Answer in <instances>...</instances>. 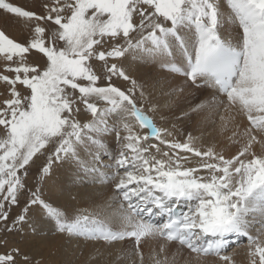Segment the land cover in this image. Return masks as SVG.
Segmentation results:
<instances>
[{
    "label": "snow or ice",
    "instance_id": "obj_1",
    "mask_svg": "<svg viewBox=\"0 0 264 264\" xmlns=\"http://www.w3.org/2000/svg\"><path fill=\"white\" fill-rule=\"evenodd\" d=\"M41 7L37 13L0 0V9L34 24L25 43L0 30L5 62L0 72L5 86L0 92L5 96L0 100V232H22L31 207L37 206L69 238L109 246L133 240L137 260L132 264H144L140 246L146 239L163 241L153 250L151 264H176L167 255L171 244L186 247L197 259L214 255L234 264L225 252L230 236L247 238L249 264H264V231L249 233L257 216L264 224V153L255 151L256 145L264 146V0H41ZM233 25L240 29L237 36L227 32ZM33 50L41 59H29ZM128 54L158 61L184 78L169 97L183 96L189 87L208 93L209 99L190 105L184 116L214 111L221 133L231 131L228 140L243 138L237 154L201 150L190 134L184 141L167 139L173 132L157 127L138 106L146 99L145 86L114 62ZM95 61L103 62L102 70ZM113 77L130 81L131 88L122 90ZM85 112L91 119L82 123ZM109 114L120 118L118 128L109 127ZM241 116L248 122L243 133L237 122ZM109 132L121 147L107 166L112 171L101 172L82 153L98 159ZM181 153L199 162L188 166L189 157ZM38 154H47L38 183L58 162L99 173L101 183L115 181L122 199L111 215L120 227L102 212L67 216L42 198L39 187L30 189L27 177ZM26 192L29 199L9 223L10 209ZM181 201L187 211L177 210ZM0 247L8 248L0 253V264H38L19 247H9L7 238L0 239Z\"/></svg>",
    "mask_w": 264,
    "mask_h": 264
},
{
    "label": "bare ground",
    "instance_id": "obj_2",
    "mask_svg": "<svg viewBox=\"0 0 264 264\" xmlns=\"http://www.w3.org/2000/svg\"><path fill=\"white\" fill-rule=\"evenodd\" d=\"M4 27L7 30V35L15 31V34L19 33L18 28L12 30L8 23H5ZM227 32L237 36L240 29L238 26L233 25L227 27ZM2 61L0 59V62ZM114 62L122 66L126 73L132 79H135L138 84L145 86L146 99L138 100V106L142 107L145 114L154 120L157 127L166 128L173 132V135L167 137V139L184 141L190 134L196 138V145L201 150L213 147L217 152H223L226 157L236 155L238 148L242 147V137H238L240 143H233L227 139L231 135V131L221 133L219 116L215 115L214 111L205 112L198 116L193 115L190 119L184 116V113L189 112L190 105L209 99L208 93H201L195 88L189 87L183 96L169 97L168 93L172 88L183 85L184 78L182 76L169 73L158 61L134 58L131 54H128L126 59L120 58V60ZM102 64L103 62L101 66ZM3 71L4 66H0V72ZM6 74L13 75L11 73ZM115 85L125 91L131 88L130 81L121 78L115 80ZM4 89L5 86L1 82L0 92ZM3 97L5 98V96H0V99H3ZM154 105L158 106L155 111L152 110ZM99 106L101 108L106 107L103 102ZM81 110L84 111L82 106ZM220 111L223 113V109ZM80 119L82 123H86L91 119V114L85 112ZM237 122L239 123V132L243 133L248 125L246 118L237 117ZM108 123L110 128L113 126L118 128L120 118L115 114H109ZM138 130L142 134L147 132L146 129ZM102 140L104 148L96 153L98 159L93 161L92 156H86L83 153L82 156L90 166L96 167L99 171L111 172L112 169L107 166L114 163L113 157L118 154L121 145L117 142L114 132L105 134ZM150 142L159 143L155 140ZM161 148L162 150H168L163 145H161ZM255 151L258 154L264 153V146L256 145ZM180 155L189 157L191 164L188 166H195L199 162V158L193 157L190 153H181ZM199 175H206V173L201 172ZM43 186L42 198L46 202H50L53 207L65 212L67 216L72 217L85 210L87 212H102L108 216L114 228L118 229L120 227L118 217L111 215L114 210L119 209L122 199L115 189V181L101 183L99 173L89 174L79 169L74 163L58 162L53 166L52 173L44 181ZM187 208V202L181 201L177 210L187 211ZM45 214L42 209L38 210L37 206L31 207L28 213L29 220L26 224L27 230H24L22 243L19 245L21 251L30 255L34 261H38V264H131L136 259L133 251L136 246L131 239L109 246L102 241L89 242L82 238H69L67 234L58 232L55 220L47 215L45 216ZM153 219L156 222H163L165 218L153 217ZM249 219L252 218L249 217ZM262 231H264V224L261 223V218L257 216L249 229V233L257 236ZM228 239L230 243L225 252L232 257L234 264H249V242L247 238L230 236ZM159 243H163V241L152 239L142 241L140 247L141 251L144 252V264H151V254L153 250H158ZM176 247H179V245L171 244L168 249L172 250ZM185 249L188 252L190 251L186 247ZM127 255H131V257L129 256V258ZM118 258L121 262L116 260ZM216 258L219 259L214 255H209L197 259L196 254L191 253L190 260L187 258V260L177 264H193L195 261L201 264L200 262H204V260L215 264Z\"/></svg>",
    "mask_w": 264,
    "mask_h": 264
},
{
    "label": "rangeland",
    "instance_id": "obj_3",
    "mask_svg": "<svg viewBox=\"0 0 264 264\" xmlns=\"http://www.w3.org/2000/svg\"><path fill=\"white\" fill-rule=\"evenodd\" d=\"M7 2H11L15 5H18L24 9H26V10L35 11L37 13H40L43 11V9L41 7V0H7ZM7 19H9V20H7ZM10 20L13 22L11 23ZM5 23H8L10 28H12V30H17V28L19 29L18 34H15L16 31L11 32V34L9 33L8 36L10 38L16 40L17 42H21V43H25L29 40L31 32H32V28L34 27V24H26V22L22 18L16 17L13 14H9L6 11L0 9V30L4 31L5 34L7 35L8 34L6 32L7 30L4 27ZM16 25H18V26H16ZM29 59H31V60L41 59V54H37L35 52V50H33L29 54ZM4 63H5L4 61L0 62V66L1 67L4 66ZM94 63H95L96 69L98 71L102 70V66H101L102 62L95 61ZM117 78H119V77H113L112 83L115 84V80ZM98 83L102 84L104 82H98ZM0 84H1V82H0ZM3 99H4V97H3ZM3 99H0V100H3ZM97 103H98V106L101 105V102H97ZM0 127H2V126H0ZM33 159L35 160V163L32 164L30 167L29 176L27 177V184H28V187L30 189H32L33 191H35L36 188L39 187L41 192H43L44 191V186H43L44 182L38 183V175H39L40 167L42 165H44V163L47 160V154H45V155H39L38 154V156L34 157ZM29 195L30 194L26 192L25 195L23 197H21V199H20V205L19 206H13L10 209L9 223H11V220L14 219L22 211V208L25 206L27 200L29 199ZM47 203L50 204V202H47ZM45 216H46V214H45ZM25 229L27 230L26 224L23 226L22 232L13 231V232L7 233V234L4 232H0V239L7 238V240L9 241V247H19V245L22 243L23 232ZM7 250H8V248L0 247V253L5 252ZM189 252L185 249V247H180V246L173 248L172 250L167 249L168 257L170 259L175 258L176 264L179 262H182L183 260H187V258H189V260H190L191 259V253H189ZM143 254H144V252H143ZM129 256L131 257V255H127V257H129ZM17 259L19 261L20 258L18 257ZM116 260H120V258H118ZM135 260H137V257ZM126 261H127V259L125 260V262ZM128 261H130V260H128ZM120 262H121V260H120ZM200 263L201 264H203V263L204 264H214L213 262L208 263L207 260H204V262L201 261ZM193 264H198V262L195 261ZM215 264H223V262L216 258Z\"/></svg>",
    "mask_w": 264,
    "mask_h": 264
}]
</instances>
